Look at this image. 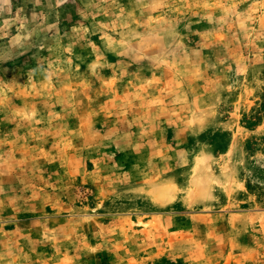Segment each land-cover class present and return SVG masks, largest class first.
<instances>
[{
    "label": "rangeland",
    "instance_id": "1",
    "mask_svg": "<svg viewBox=\"0 0 264 264\" xmlns=\"http://www.w3.org/2000/svg\"><path fill=\"white\" fill-rule=\"evenodd\" d=\"M0 264H264V0H0Z\"/></svg>",
    "mask_w": 264,
    "mask_h": 264
}]
</instances>
